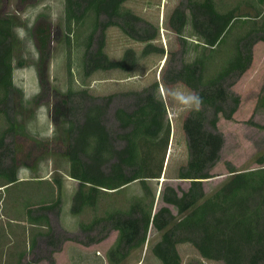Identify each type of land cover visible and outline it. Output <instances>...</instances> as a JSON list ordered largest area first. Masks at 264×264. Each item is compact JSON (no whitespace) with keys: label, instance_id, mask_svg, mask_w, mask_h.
<instances>
[{"label":"trees","instance_id":"1","mask_svg":"<svg viewBox=\"0 0 264 264\" xmlns=\"http://www.w3.org/2000/svg\"><path fill=\"white\" fill-rule=\"evenodd\" d=\"M251 1L247 5L244 0H180L170 12L168 26L179 36L183 48L187 45L183 33L190 24L197 37L198 50L192 61L183 58L176 70L164 71L165 81L183 83L197 92L204 104L199 112L188 113L183 125L190 156L181 166L178 177L190 179V187L180 195L173 186H166L163 191L166 205L157 211L153 210L155 194L148 181L162 175L171 132L166 102L158 94L159 83L123 94L132 96L133 100L131 106L120 105L113 111L116 128L107 117L116 97L113 94L96 97L86 88L77 90L69 83L67 93L55 98L53 120L56 124L65 121L68 125L63 153L70 161L69 176L78 183L72 196L71 214L78 215L86 207H96L103 190L120 191L134 181H140L144 190L143 196L134 198L127 209H115L90 224H80L84 239L78 241L88 244L105 239L112 230L118 231L117 241L108 253L111 264H124L132 250L144 246L151 226L161 232V239L152 248L159 264H181L178 246L183 243H191L207 260L264 264V167L246 171L231 169V177L210 196H206L203 185V180L213 176L211 170L224 144L223 135L217 132L219 118L232 119L240 104V97L229 88L251 67L254 44L259 40L264 42V0ZM126 2L65 0L70 76L73 75V50L79 46L83 48L81 67L85 78L98 71L134 70L139 60L134 48H127L115 60L105 51L106 32L111 27L146 43L143 56L165 53L162 46L153 42L159 37L158 28L125 6ZM244 6L256 10L254 19L248 12H242ZM241 24H247V28L236 31L233 47L227 48L234 30ZM13 30L12 19L0 15V117L6 125L0 131V188L20 179L15 143L17 89ZM34 37L42 87L37 100H46L51 94L48 66L53 32L50 23L38 21ZM161 153L162 159H158L155 155ZM31 154L28 150L25 155L30 158ZM56 183L59 188L53 202L32 204L27 210L30 219L46 222L48 232L38 237L45 236L46 243L53 248L57 247L59 238L53 233L50 213L60 215L62 211V180L58 178ZM169 205L177 208V214ZM72 237L65 236V239ZM11 242L10 233L1 227L0 249ZM39 244L37 238L32 241L33 255ZM30 260L26 257L17 264H27Z\"/></svg>","mask_w":264,"mask_h":264},{"label":"rangeland","instance_id":"2","mask_svg":"<svg viewBox=\"0 0 264 264\" xmlns=\"http://www.w3.org/2000/svg\"><path fill=\"white\" fill-rule=\"evenodd\" d=\"M179 1L128 0L125 6L158 28L159 37L153 42L156 46H162L165 53L143 56L141 53L146 43L135 41L127 37L119 28L111 27L106 32L105 51L108 56L114 60L120 59L127 48H134L139 57L136 67L131 72L117 69L98 71L85 78L81 67L83 52L81 46L73 50V75L70 76L68 72L65 0H0V15L10 17L14 23L13 63L14 83L17 89L15 143L20 178L15 184L0 188V228H6L12 238L9 245L0 249V264H17L26 257L31 259L30 262L26 261L27 264H111L108 253L117 241L118 231L112 230L105 239L88 244L87 241H78L84 239L80 224H90L94 219L105 216L107 212L115 209L125 210L134 198L143 196L144 190L140 181H134L120 191H101L96 207H86L78 215L71 214L72 196L78 183L69 176L70 161L63 153L68 125L65 121L56 124L52 116L55 98L59 99L67 93L69 83H72L77 90L86 88L96 97L115 95L107 117L110 125L116 128L113 111L120 105L131 106L133 100L132 96L123 94L142 90L158 82V94L166 102L171 132L166 155L164 154L162 175L148 181L155 194L153 210L157 211L166 205L163 200V191L166 186H173L180 195L182 190L189 189L190 179L178 177L181 166L188 162L190 156L183 127L188 113L179 104L169 102L165 94V88L184 84L170 81L166 83L164 78V71L176 70L183 58L186 61H192L198 50L197 37L190 24L186 26L183 33L187 40L185 48L179 36L168 26L170 12ZM244 1L247 5L252 2ZM242 12H248L251 19L255 18L253 15L256 10L253 7L244 6ZM41 20L50 23L53 32L48 66L51 94L49 92L50 96L47 95L46 100H37L42 87L38 78L39 51L34 37V28ZM238 26L227 48L233 47L236 31L247 28V24ZM183 49H185L184 54ZM224 54L221 57L218 55L219 63ZM229 90L238 95L241 100L232 119H226L223 116L219 118L217 132L223 135L224 144L220 158L211 170L213 176L203 180L206 196H210L231 177V169L246 171L264 167L263 41L259 40L254 44L251 67ZM5 126V121L0 117V131ZM208 128L212 129L209 125ZM8 140L10 143V139ZM28 150L32 151L30 158L25 155ZM162 154L155 156L162 159ZM58 178L62 180V211L60 215L50 213L53 233L59 238L57 247L53 248L52 244L46 243L45 236L38 237L48 232L49 227L46 222L30 219L27 210L32 204L42 201L53 202L56 199L58 187L56 179ZM169 207L177 214L178 210L175 206L169 205ZM65 236L73 237L65 239ZM36 238L40 247L33 255L31 243ZM160 239L161 232L151 226L144 246L132 250L124 264H159L160 260L153 254L152 248ZM178 249L182 257L181 264H224L222 261L203 258L191 243L180 244Z\"/></svg>","mask_w":264,"mask_h":264},{"label":"clouds","instance_id":"3","mask_svg":"<svg viewBox=\"0 0 264 264\" xmlns=\"http://www.w3.org/2000/svg\"><path fill=\"white\" fill-rule=\"evenodd\" d=\"M165 94L169 102L179 104L187 113L199 112L204 104L203 98L185 85L165 88Z\"/></svg>","mask_w":264,"mask_h":264},{"label":"crops","instance_id":"4","mask_svg":"<svg viewBox=\"0 0 264 264\" xmlns=\"http://www.w3.org/2000/svg\"><path fill=\"white\" fill-rule=\"evenodd\" d=\"M73 181H76V180H74V179H72ZM77 182V181H76ZM3 188V187H2Z\"/></svg>","mask_w":264,"mask_h":264}]
</instances>
